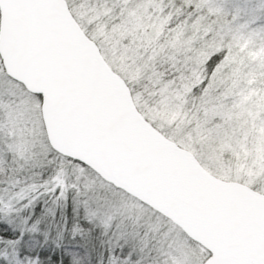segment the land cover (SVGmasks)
I'll list each match as a JSON object with an SVG mask.
<instances>
[{
    "label": "snow or ice",
    "instance_id": "obj_1",
    "mask_svg": "<svg viewBox=\"0 0 264 264\" xmlns=\"http://www.w3.org/2000/svg\"><path fill=\"white\" fill-rule=\"evenodd\" d=\"M0 264H264V0H0Z\"/></svg>",
    "mask_w": 264,
    "mask_h": 264
}]
</instances>
